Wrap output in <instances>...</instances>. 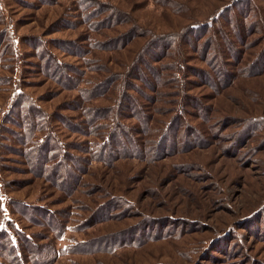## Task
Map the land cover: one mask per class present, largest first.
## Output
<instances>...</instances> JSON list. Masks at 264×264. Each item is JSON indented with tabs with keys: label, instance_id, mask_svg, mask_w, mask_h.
Wrapping results in <instances>:
<instances>
[{
	"label": "rangeland",
	"instance_id": "1",
	"mask_svg": "<svg viewBox=\"0 0 264 264\" xmlns=\"http://www.w3.org/2000/svg\"><path fill=\"white\" fill-rule=\"evenodd\" d=\"M203 24L215 43L204 30L180 48L202 70L187 90L119 80L149 43L163 50L154 37ZM156 53L142 68L173 73L176 47ZM127 81L146 130L115 109ZM115 113L143 150L107 163L91 153ZM8 225L53 243L52 264H264V0H0V230L15 237Z\"/></svg>",
	"mask_w": 264,
	"mask_h": 264
},
{
	"label": "trees",
	"instance_id": "2",
	"mask_svg": "<svg viewBox=\"0 0 264 264\" xmlns=\"http://www.w3.org/2000/svg\"><path fill=\"white\" fill-rule=\"evenodd\" d=\"M191 28V27H190ZM189 30H184L183 32L174 35V39L167 36L162 35L160 37H154V41L157 45H161L163 47V50H157L155 48L154 44L147 45L145 48V51L143 54H141V61L139 60L135 61V63L129 67V69L125 72L122 77H119V80L122 82L125 78H123L125 75L130 78H135L140 81H144L148 88L155 89L157 85L156 82L163 84L164 81H162V78L165 79V74L167 77L174 78V80L179 81L181 84V87L186 88L189 85H191L190 81L186 79L185 77L188 76V73L196 74L197 76H200V73L202 70L198 67H188L183 64V49L182 48L184 43H189L192 46H196L195 36L199 34V32H208L207 38L203 41L202 46H205L209 41L215 43L216 37L214 36V24H208V25H197L195 28H191ZM211 29V32H210ZM209 30V31H208ZM194 36V37H193ZM210 43V42H209ZM170 47H176L177 49V64L178 66L172 69L173 73H164V71H169L171 67H158L155 64L150 63L148 71H146L145 68H142L141 63L146 61V56H149L152 54V52H157L156 56L159 52H162L161 56L167 57V52L170 49ZM149 64V63H148ZM189 69V71H187ZM171 74V75H169ZM183 80V81H182ZM213 81V80H209ZM129 81L125 84L121 85L120 89V95L119 99L115 105V109L124 106V103L130 104L131 108V114L137 117L138 121H140L143 125V130L148 129V115L144 112L141 105L138 103L137 98H133V96L124 93L127 92L129 89H135V87H129L130 83ZM207 83V82H206ZM215 83V82H214ZM120 84V83H119ZM125 88V89H124ZM91 94V93H90ZM96 94V93H95ZM123 94V95H122ZM188 93L183 94L185 99L181 98L179 100V108L177 112H179V116L183 114L182 107L187 105L188 102L186 101V98H188ZM186 101V104L185 102ZM122 105V106H121ZM122 109V108H121ZM118 115H121V113L117 114L115 113L114 117H116V121L113 122L111 127L109 128L108 134L106 135L105 139L103 140V143L97 144L96 148L92 151L91 155L94 159L102 160L103 162L109 163L111 159L114 158V156L118 155L120 152H126L131 155H141L143 150L142 146L138 143V140L135 136H133V129L130 126H127L119 121H117ZM32 123V122H31ZM187 126V125H186ZM177 128H173L172 131L165 128L162 135H160V138L158 140V149L156 154V149H154L152 155L156 158L157 156H160V153L162 154H168L169 152H174L177 148L175 145V135L178 132V129L180 127V124L176 126ZM187 128V127H186ZM192 133H195V135H198L200 132L192 130L189 132L187 129L185 131V137L184 140L187 141L188 137L192 136ZM184 134V132H183ZM53 137V136H52ZM50 137V138H52ZM199 137L202 138V135ZM53 139V138H52ZM53 141V142H52ZM55 142V143H54ZM49 143V142H46ZM127 143H131V146ZM184 143V142H183ZM50 145L56 146V141L50 140ZM115 144L120 145L122 149H112ZM49 146V145H48ZM40 148H37V152L40 153ZM44 154L41 156L39 155V160L42 162L44 160ZM63 156L61 157V159ZM64 170L67 171V165H63ZM50 214V213H49ZM50 218H53L52 220V232H54L56 238H60L63 234L64 227H62V224L60 222H56L55 218L52 216ZM9 226V225H8ZM10 228L14 229L17 233L15 237L12 236V234L8 233L7 230L2 229L0 230V258L3 260L0 262V264H52L53 261L56 259L57 255L60 253V250H56L55 245L52 244H37L34 242L33 239L30 237L25 236L23 233L19 232L17 229H15L12 226H9ZM75 248V247H74ZM26 253V255H25ZM29 254V256L27 255Z\"/></svg>",
	"mask_w": 264,
	"mask_h": 264
}]
</instances>
